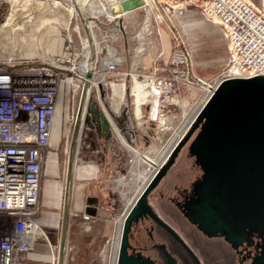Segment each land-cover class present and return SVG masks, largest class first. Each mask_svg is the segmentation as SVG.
<instances>
[{"label": "built area", "instance_id": "2783aa9c", "mask_svg": "<svg viewBox=\"0 0 264 264\" xmlns=\"http://www.w3.org/2000/svg\"><path fill=\"white\" fill-rule=\"evenodd\" d=\"M88 1L80 0L69 7L72 13L63 33L62 54L49 59L0 62V264H25L32 247L49 240L38 222L48 156L62 147L68 175L71 167L73 170L83 162L82 153L89 147L88 134L97 130L90 112L92 105L105 112L113 135L121 139L130 153L129 165L114 179L126 196L125 207L116 218L118 240L126 216L160 165L168 160L197 120L213 92L229 79L264 78V9L250 0H186L198 6L205 18L220 25L226 36L230 67L214 82L193 73L191 54L176 35L167 50L160 26L166 20L169 5L178 0L145 2L149 9L142 27L131 36L139 57L132 60L129 71L120 69L122 52L115 45L127 27L124 23L121 28L118 22L125 13L109 17L94 9V3L82 13ZM99 4L101 1L96 5ZM94 27L99 30V38L95 37ZM128 78H131L128 89L131 106L124 100ZM67 84L69 117L62 124L60 146L55 148L52 136L59 110L63 114L65 111ZM113 84L123 86L124 90L118 107L113 105ZM197 89L205 91L201 108L180 130L178 141L162 162L123 142L119 127L123 113H129L124 120L129 123L126 129H130L132 139L136 140L138 132L141 137H148L152 135L150 123L159 121L166 106L178 104L183 90L193 93ZM107 90L111 91V97L106 105ZM83 219L89 221L92 217L83 214ZM120 247L116 245L119 252Z\"/></svg>", "mask_w": 264, "mask_h": 264}, {"label": "crops", "instance_id": "0c3cea01", "mask_svg": "<svg viewBox=\"0 0 264 264\" xmlns=\"http://www.w3.org/2000/svg\"><path fill=\"white\" fill-rule=\"evenodd\" d=\"M250 1L264 9V0ZM134 11L123 15L125 24ZM69 14L70 11L55 1L16 0L7 21L0 27V61L49 59L62 54L65 44L62 29L69 26ZM201 16L195 23L184 24V33L203 44L218 46L224 41L228 47L222 27L202 13ZM183 45L187 47L184 42ZM113 92V105L118 107L124 95L123 86L113 84ZM182 97L178 104L163 109L159 121L150 123L151 136L141 137L137 133L136 146L158 162L165 159L178 141L180 130L201 108V100L194 101L198 91L183 90ZM198 132L199 129L182 148L175 164L148 196L147 203L185 239L203 264H227L224 254L231 248L227 239L202 230L189 213L199 201L198 191L207 174L192 150ZM112 137L115 134L103 137L98 130L90 131L86 142L89 147L84 151L88 157L73 168L66 181L47 161L38 222L46 231L49 243L35 244L27 253L25 264H52L53 259L57 264H114L116 218L126 203V196L114 179L129 165L130 153L127 148L114 147ZM52 143L55 148L60 146V134L52 138ZM83 214L92 219L84 221ZM127 244L128 252L148 258L153 264H196L165 229L145 214L139 213L131 220Z\"/></svg>", "mask_w": 264, "mask_h": 264}, {"label": "water", "instance_id": "95a60500", "mask_svg": "<svg viewBox=\"0 0 264 264\" xmlns=\"http://www.w3.org/2000/svg\"><path fill=\"white\" fill-rule=\"evenodd\" d=\"M119 4L120 15H123L143 7L145 0H119ZM118 22L123 28V16H120ZM90 112L101 136H113L112 124L105 112L96 104L91 106ZM198 129L192 150L197 154L207 174L199 188L201 190L198 191L199 201L189 209L192 220L201 228L193 211L202 212L201 218L212 216V222L218 226V233L214 235H223V230H227L229 225L231 231L227 237L228 241L231 234H234L235 238H242L239 243L230 240L236 246L246 240L245 233L239 230L235 219L251 209L256 208L255 210L260 212L262 206H258L256 202L264 199V78L229 79L213 92L197 120L173 149L168 160L160 165L139 196L136 206L127 215L121 246L127 256L130 222L140 213L152 218L165 229L196 264H203L185 239L147 203L152 190L172 168L182 148ZM71 171L72 167L70 174ZM133 258L140 259L143 264L152 263L148 258ZM120 260L124 264L122 256Z\"/></svg>", "mask_w": 264, "mask_h": 264}, {"label": "rangeland", "instance_id": "374dc122", "mask_svg": "<svg viewBox=\"0 0 264 264\" xmlns=\"http://www.w3.org/2000/svg\"><path fill=\"white\" fill-rule=\"evenodd\" d=\"M16 0H0V27L3 25L4 22L7 21L12 5ZM30 2H47V0H28ZM54 1V0H48ZM59 4L66 9L74 4V1L70 0H56ZM55 1V2H56ZM103 2L106 5H110L111 7L115 8L116 6L113 5L118 0H89L88 3L83 7L85 13L89 10V4H98ZM69 3V5L66 4ZM84 2V1H82ZM76 4V3H75ZM82 7V6H81ZM149 9L148 6L141 7L134 11L127 19L128 24L126 29L124 30V35L119 39V41L115 44L119 50L122 52L123 57V64L120 65V69L129 71L131 67V62L133 59H138L139 52L136 49V43L132 40L131 36L135 35L142 27L143 21L147 14V10ZM80 11V10H79ZM117 10L115 16L118 15ZM201 10L198 6L189 3L186 0H178L177 2H173L169 5V10L166 12L165 22L161 24V30L163 32V36L165 39V44L167 46V50H170L171 45L173 43V37L176 35L182 42L186 44V49L189 50L191 54V61H192V69L198 74L196 76L214 82L216 81L224 72H227L230 65H229V54H228V47L224 41H221L218 46L213 45L211 46L208 42L205 44L202 43L201 40L197 38L194 40L192 38L193 35L188 37L187 33H184V24L187 23H195L201 20ZM155 25V24H154ZM156 26V25H155ZM157 27V26H156ZM14 28V26L12 27ZM94 34L96 38L98 37V28L94 27ZM62 33H64V29H62ZM205 40V38H204ZM203 40V42H204ZM13 46V43H12ZM11 46V47H12ZM12 60V58H10ZM3 61V60H2ZM0 61V62H2ZM8 61V60H7ZM13 62L15 60H12ZM118 83V82H116ZM131 85V78H128L126 82V94L124 95V100L126 103L131 106L130 103V94H129V87ZM198 97L194 99V101L201 100L204 97L205 91L202 89H197ZM105 103L106 105L109 103L111 97V91H106ZM183 93V92H182ZM187 94V92H186ZM69 103H70V85L67 84V97L65 101V111L63 114V110H59L57 118H56V125L54 127V137L62 132V124L63 122L68 120L69 117ZM62 112V113H61ZM132 112V110H131ZM133 117V114H131ZM121 121L119 122V127L122 128V135L124 136L126 142L131 144L134 147L136 146V140L132 139L130 136V129H126L129 123H125L126 118H129V113H123L121 117ZM133 125L136 127V121L133 118ZM129 128V127H128ZM64 132H66V125ZM114 133V132H113ZM52 136V138H54ZM113 138V137H112ZM88 144V143H87ZM112 144L114 147L119 148L120 150H126L125 145L122 143L121 139L116 136L113 138ZM84 151L82 153L83 158ZM48 163L53 165L56 170L61 174L63 180H68L69 175L67 172V157L64 153V149L61 147L59 151L52 150L50 152V156H48ZM45 179V178H44ZM259 206L261 205V211L257 212L255 209H251L249 212H244L238 218L235 219L236 224L239 227V230L245 233V241L240 245L236 246L232 241H228L227 237H229V233L231 231V226L227 225V230L224 229L223 237L227 239L229 242V246L231 248L228 250L227 254H224L227 258V264H264V199H260L259 202H256ZM251 206H253V202H251ZM259 208V207H258ZM242 222V223H241ZM245 229V230H244ZM118 235V225L115 227L114 236H113V245H114V252L113 258L114 264H122V261L118 257V249H116V245H120V240H117ZM49 239V238H48ZM117 241L119 244H117ZM49 243L48 241H45ZM61 247H65L64 258L66 256V244H60ZM63 247V248H64ZM129 256L137 257V255L128 252ZM212 263V262H211ZM53 264V263H52ZM55 264H57L55 260ZM213 264V263H212Z\"/></svg>", "mask_w": 264, "mask_h": 264}, {"label": "bare ground", "instance_id": "6f19581e", "mask_svg": "<svg viewBox=\"0 0 264 264\" xmlns=\"http://www.w3.org/2000/svg\"><path fill=\"white\" fill-rule=\"evenodd\" d=\"M54 1H56V0H54ZM148 1H150V0H145V2H148ZM56 2H58V1H56ZM74 2L76 3V4H78L79 2H80V0H74ZM59 3V2H58ZM60 5V4H59ZM113 5H115L116 7L115 8H113V7H111L110 5H106V4H104L103 2H101V4H99V5H93V7H94V9H96L97 11H100L101 13H104V14H106V15H108L109 17H115V12L117 11V10H119L118 11V15H119V13H120V11H121V7H120V4H119V0L118 1H116L115 3H113ZM68 11H70V16H71V13H72V11H71V9H67ZM117 15V16H118ZM69 16V17H70ZM68 17V18H69ZM70 19V18H69ZM123 139V138H122ZM124 141V140H123ZM125 142V141H124ZM126 143V142H125ZM126 144H128V143H126ZM129 214V213H128ZM193 214H194V216H195V218L197 219V221L200 223V226H201V228L204 230V231H206V232H209V233H212V234H216V233H218V226H216L215 224H214V222H212V216H209V215H207L206 216V218L204 219V218H201V214H203L202 212H199V211H193ZM127 217V216H126ZM126 219V218H125ZM124 223H125V220L123 221V224H121V230L123 229V227H124ZM242 223V222H241ZM123 225V226H122ZM245 230V229H244ZM123 231V230H122ZM224 231V230H223ZM235 235L234 234H231V236H230V240H232L233 242H235V243H239V242H241V240H242V238L241 237H237V238H235ZM119 240H120V246H122V242H123V235H121L120 237H119ZM121 248V247H120ZM123 257V259H124V264H143L142 262H141V260L140 259H138V258H133V257H129V256H127L126 254H124L123 253V251H122V249H120V252H119V258L120 257ZM152 264V263H151Z\"/></svg>", "mask_w": 264, "mask_h": 264}, {"label": "trees", "instance_id": "16d2710c", "mask_svg": "<svg viewBox=\"0 0 264 264\" xmlns=\"http://www.w3.org/2000/svg\"><path fill=\"white\" fill-rule=\"evenodd\" d=\"M85 149H86V148H85ZM85 149H84V151H86V150H87V149H86V150H85ZM84 156H85V158H86V157H88L86 153H84Z\"/></svg>", "mask_w": 264, "mask_h": 264}]
</instances>
